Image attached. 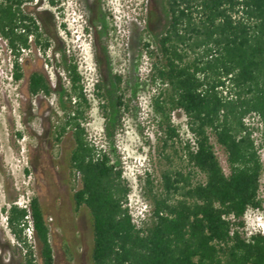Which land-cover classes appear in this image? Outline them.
I'll use <instances>...</instances> for the list:
<instances>
[{
	"label": "trees",
	"instance_id": "16d2710c",
	"mask_svg": "<svg viewBox=\"0 0 264 264\" xmlns=\"http://www.w3.org/2000/svg\"><path fill=\"white\" fill-rule=\"evenodd\" d=\"M30 1L0 0V34L15 47L17 81L23 77L19 59L30 40L49 46L48 39L40 41L43 34L35 19L24 12ZM162 1L165 30L155 47L145 42L143 48L151 60L150 107L162 135L158 151L168 167L161 190L146 173L151 211L143 226L129 209L131 187L123 169L88 138L91 104L78 65L67 60L63 68L67 87L60 92L61 114L52 139L57 145L72 135L67 182L76 208L89 214L91 262L264 264V233L248 232L246 222L249 211L264 213V0ZM113 82L116 107L110 111L102 104L110 140L123 127L122 112L130 109L123 77L114 74ZM95 88L103 99L101 83ZM28 93L51 94L43 74H30ZM174 112L184 114L192 141L181 142ZM7 223L25 250L23 264H54L51 227L36 197L25 208L13 201ZM29 224L38 255L24 235Z\"/></svg>",
	"mask_w": 264,
	"mask_h": 264
},
{
	"label": "rangeland",
	"instance_id": "374dc122",
	"mask_svg": "<svg viewBox=\"0 0 264 264\" xmlns=\"http://www.w3.org/2000/svg\"><path fill=\"white\" fill-rule=\"evenodd\" d=\"M32 0L24 12L40 26L42 44L22 51L19 63L23 77L14 83L9 73V49L0 35V264H23L25 250L11 233L7 211L12 202L28 207L36 197L48 217L54 264H92V231L85 208H76L67 182L66 162L72 148V135L66 134L55 145L52 132L58 124L60 92L67 87L63 68L73 60L83 76L91 109L86 124L88 138L123 169L131 187L128 206L134 222L149 221L151 204L146 198L145 179L149 173L161 190L162 172L168 163L159 153L162 145L150 107L153 89L148 75L151 60L143 44L153 47L165 30L167 17L162 0ZM43 74L50 87L49 96L28 93V77ZM123 77V95L130 109L123 114V127L114 140L106 137L102 104L115 105L113 75ZM104 98L97 96L96 83ZM120 92L118 93V95ZM115 112V111H114ZM120 112V113H121ZM173 123L181 142L191 140L186 118L174 112ZM178 146V145H177ZM216 153L225 172V155ZM261 197L264 199V155ZM27 172V173H26ZM248 232L264 233V213L246 214ZM24 235L38 255L34 236ZM31 235V238L29 237Z\"/></svg>",
	"mask_w": 264,
	"mask_h": 264
},
{
	"label": "flooded vegetation",
	"instance_id": "af4514ba",
	"mask_svg": "<svg viewBox=\"0 0 264 264\" xmlns=\"http://www.w3.org/2000/svg\"><path fill=\"white\" fill-rule=\"evenodd\" d=\"M1 35V34H0ZM3 38V37H2ZM7 46L9 49V59H10V64H9V73H10V79L14 83L16 82V54H15V47L11 40L7 42Z\"/></svg>",
	"mask_w": 264,
	"mask_h": 264
},
{
	"label": "built area",
	"instance_id": "2783aa9c",
	"mask_svg": "<svg viewBox=\"0 0 264 264\" xmlns=\"http://www.w3.org/2000/svg\"><path fill=\"white\" fill-rule=\"evenodd\" d=\"M7 41L5 40V43H6ZM23 51H25V50H23ZM249 118H247L245 121L246 122H249ZM25 207H27V206H25ZM24 207V208H25ZM29 220H30V218H28ZM28 231H29V233L31 234V235H33V229H32V227H31V224H29V226L26 228ZM31 235L29 236L30 238H31ZM34 236V235H33Z\"/></svg>",
	"mask_w": 264,
	"mask_h": 264
}]
</instances>
